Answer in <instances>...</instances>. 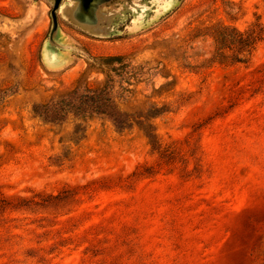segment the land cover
<instances>
[{
    "label": "rangeland",
    "instance_id": "374dc122",
    "mask_svg": "<svg viewBox=\"0 0 264 264\" xmlns=\"http://www.w3.org/2000/svg\"><path fill=\"white\" fill-rule=\"evenodd\" d=\"M72 4L55 10L54 46L53 0H0V197L82 193L66 214H0V264H264V41L248 65H209L214 39L197 36L218 21L264 25V0H107L100 34L70 20ZM107 55L146 72L123 108L170 106L155 119L162 147L185 152L200 137V176L159 167L138 128L118 133L96 116L74 145L61 142L71 119L34 115L86 71L102 83L94 58ZM66 146L71 160L55 164ZM142 165L157 172L134 177Z\"/></svg>",
    "mask_w": 264,
    "mask_h": 264
},
{
    "label": "trees",
    "instance_id": "16d2710c",
    "mask_svg": "<svg viewBox=\"0 0 264 264\" xmlns=\"http://www.w3.org/2000/svg\"><path fill=\"white\" fill-rule=\"evenodd\" d=\"M236 5L232 1H226L225 12L232 20H235L237 16L234 10ZM205 30V33L200 31L197 36L207 34L214 39V50L206 60L209 65H248L259 45L264 41V25L259 16H256L255 20L244 30L222 21L213 23ZM94 60L102 65V71L105 74L102 83L91 86L86 71L76 80L71 89L47 102L34 104V115L54 126H61L71 119L73 129L61 137V142L74 145H78L86 138L89 122L96 116L110 121L118 133L138 128L147 139L152 152L158 153L159 167L168 166L172 170L178 169L184 177L200 176L202 149L199 136L190 137L185 141L188 147L185 152H181L180 144L175 142L162 147L156 132L155 119L169 112V105L151 103L146 107L132 109L122 107V104L129 102L134 95L135 90L132 86L145 81L144 67L133 66L125 55L100 56L95 57ZM154 68L157 67H152L150 70ZM174 84L175 82L169 81L165 85L170 89ZM71 154L70 148L66 146L64 153L56 157L54 163L64 164L65 161L71 160ZM190 159L194 163L192 169L188 168ZM156 172L153 166L142 165L132 175L141 178L151 176ZM81 195L79 187H64L55 194L38 192L30 197H0V214L7 211L66 214L80 202Z\"/></svg>",
    "mask_w": 264,
    "mask_h": 264
},
{
    "label": "water",
    "instance_id": "95a60500",
    "mask_svg": "<svg viewBox=\"0 0 264 264\" xmlns=\"http://www.w3.org/2000/svg\"><path fill=\"white\" fill-rule=\"evenodd\" d=\"M73 4L68 10V16L70 20L79 26L80 28L92 32L94 34L102 33V5L107 0H72ZM61 0H53L55 9L52 13L53 15V26L50 32L49 41L52 45H58L55 43L54 36L58 30V20L55 14V10L58 8ZM101 10V12H100ZM110 13H105L107 18Z\"/></svg>",
    "mask_w": 264,
    "mask_h": 264
}]
</instances>
